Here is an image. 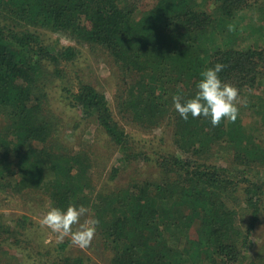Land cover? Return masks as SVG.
Masks as SVG:
<instances>
[{"label":"trees","instance_id":"1","mask_svg":"<svg viewBox=\"0 0 264 264\" xmlns=\"http://www.w3.org/2000/svg\"><path fill=\"white\" fill-rule=\"evenodd\" d=\"M127 1L0 0V115L11 122L0 141V193L34 190L54 207L85 205L99 221L95 232L112 252L110 264H244L264 212V185L251 179L253 170L264 167V139L257 136L263 125L253 131L239 116L215 127L203 117L184 120L174 99L191 98L201 71L218 62L226 65L221 79L239 90L240 99L255 95L264 89V49L213 48L214 39L206 46L215 19L189 0H159L141 19ZM217 2L223 22L251 6V0ZM40 30L106 51L119 73L120 119L107 96L84 79L62 94L104 132L122 165L146 162L161 179L117 187L120 169L114 168L107 182L114 190H98L94 153L56 149L54 124L43 112L47 86L40 81L46 64L70 65L80 51L74 46L54 51ZM177 36L189 39L178 46ZM127 128L143 137L168 129L178 154H144L138 145L143 142ZM216 144L234 151L235 169L198 160ZM240 202L247 220L237 209ZM27 222L24 217L20 223ZM1 232L16 234L0 225ZM67 247L58 246V264H88L63 253Z\"/></svg>","mask_w":264,"mask_h":264},{"label":"rangeland","instance_id":"2","mask_svg":"<svg viewBox=\"0 0 264 264\" xmlns=\"http://www.w3.org/2000/svg\"><path fill=\"white\" fill-rule=\"evenodd\" d=\"M127 2L135 6V17L141 19L157 5L159 0H128ZM217 3V0H189V5L195 10L206 12L215 19V24L205 37L206 46L212 44L214 39L216 44L213 48L220 46L264 49V0H251L250 8L238 14L234 20H229L230 22H223ZM230 24L233 25L231 31L228 28ZM227 31L228 33L224 34ZM40 33L46 45L54 51L73 46L80 51L79 59L71 62L70 65L68 63L58 66L46 64L44 76L40 81L47 86V103L43 105V112L54 124L52 143L55 144L56 149L70 155L81 152L94 153L93 173L98 190H114L112 188L114 186L107 184L114 168L120 169L119 178L114 183L117 187H127L136 181L161 179L164 175L146 162L142 161L141 164L135 162L128 168L122 165L119 161L121 155L116 150L108 148L104 132L93 121L84 120L79 110L68 106L62 94L64 87L70 84L75 86L77 79H84L86 83L94 85L98 91L107 96L117 119H120L116 109L117 97L121 92L119 73L106 51L88 44H77L68 36L58 35L48 30H40ZM188 39L179 41L177 36L175 42L178 46H182ZM59 68L64 70V73H60L61 75L56 74ZM66 78L68 84L65 83ZM254 92L255 95L240 99L241 103L238 105L240 115L238 116L242 117L246 127L252 126L253 131L263 125L261 132H257L258 134L254 132V134L264 139L263 111L257 112L264 107V89ZM10 125L11 122L0 115V141H3L7 130L11 128ZM127 129L143 142V144L137 143L144 154L147 152L154 158L161 152L165 155L167 152L178 154L173 144L172 132L168 129L165 132L163 129L156 130L146 137L132 128ZM198 160L235 169L234 151L225 144L214 145ZM251 179L264 185V167L253 170ZM52 207H54L53 204L43 192L25 190L16 194L8 190L5 194L0 193V225L10 227L16 233L15 235L2 232L0 234L1 264H58L57 248L64 243L68 244L63 252L66 255L82 256L87 259L88 264H110L112 252L106 249L103 237L99 233H94L88 247L81 248L72 243L70 236L60 238L57 233L43 226L41 223L43 216ZM244 207L242 202L237 205V209L244 212V219L247 220L248 211L246 208L242 211ZM24 217L29 219L25 226L20 223ZM88 219H93L90 210L87 216L81 217L80 222L84 223ZM73 227L75 230L78 225ZM251 239V247L246 252L247 259L244 264L264 263V212L260 215V221ZM58 251L60 253V249Z\"/></svg>","mask_w":264,"mask_h":264},{"label":"clouds","instance_id":"3","mask_svg":"<svg viewBox=\"0 0 264 264\" xmlns=\"http://www.w3.org/2000/svg\"><path fill=\"white\" fill-rule=\"evenodd\" d=\"M228 28L233 30V25H228ZM225 67L226 65L218 62L201 71L195 94L183 102L181 98L174 99V107L182 119L203 117L210 119L214 127L222 120H237L238 105L241 103L239 90L221 79L220 73ZM88 213L89 208L83 204H69L66 208L52 207L43 216L41 223L60 238L70 236L74 245L84 248L91 244L99 223L97 219H88L81 223V217ZM74 225H78L75 230Z\"/></svg>","mask_w":264,"mask_h":264}]
</instances>
